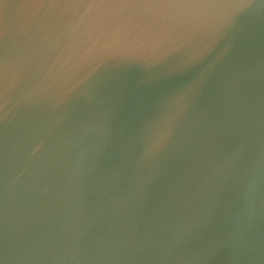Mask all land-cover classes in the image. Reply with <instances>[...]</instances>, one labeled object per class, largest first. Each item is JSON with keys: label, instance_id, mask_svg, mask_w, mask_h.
Wrapping results in <instances>:
<instances>
[{"label": "water", "instance_id": "water-1", "mask_svg": "<svg viewBox=\"0 0 264 264\" xmlns=\"http://www.w3.org/2000/svg\"><path fill=\"white\" fill-rule=\"evenodd\" d=\"M0 95H125L264 117V0H0Z\"/></svg>", "mask_w": 264, "mask_h": 264}]
</instances>
